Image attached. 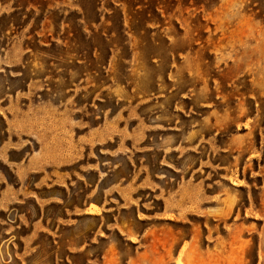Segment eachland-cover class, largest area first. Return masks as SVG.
Masks as SVG:
<instances>
[{
    "label": "rangeland",
    "instance_id": "rangeland-1",
    "mask_svg": "<svg viewBox=\"0 0 264 264\" xmlns=\"http://www.w3.org/2000/svg\"><path fill=\"white\" fill-rule=\"evenodd\" d=\"M5 94L0 264H264V0H0Z\"/></svg>",
    "mask_w": 264,
    "mask_h": 264
},
{
    "label": "crops",
    "instance_id": "crops-1",
    "mask_svg": "<svg viewBox=\"0 0 264 264\" xmlns=\"http://www.w3.org/2000/svg\"><path fill=\"white\" fill-rule=\"evenodd\" d=\"M8 95H9V94H8ZM5 96H6V94L4 95V98H5ZM4 98H2V99L0 100V103H4V104H5L4 109H9V108L11 107V100H10L9 103H5V102H3V99H4ZM33 158H34V156H31V158L28 159V161H27V166H26L25 168L22 167V165L24 164L23 161L18 162V163H15V170H14V171H16L19 175H23V174L26 173V171H29V170H30V171H34V172L39 171L38 169H35V168L30 167ZM51 175H54V173H51ZM50 187H53V185H50ZM21 193L23 194V192H20L19 194H21ZM24 197H25V198H35V199H36V195H24ZM37 199H38V198H37ZM40 204H41V203H40ZM93 206H96V205H89V206L85 209V212H86V213H97L98 211L94 210V209H93ZM103 211H104V212H108L109 210H106V209L104 210V209H103ZM41 220H42V218H41L40 220L36 221L35 223H33V227H36V228H37V227L39 226ZM40 230H42V229H40ZM56 230H58V227L56 228ZM44 233H47V232H45V230H44ZM55 237H59V236H55ZM56 242H58V241H56Z\"/></svg>",
    "mask_w": 264,
    "mask_h": 264
},
{
    "label": "flooded vegetation",
    "instance_id": "flooded-vegetation-1",
    "mask_svg": "<svg viewBox=\"0 0 264 264\" xmlns=\"http://www.w3.org/2000/svg\"><path fill=\"white\" fill-rule=\"evenodd\" d=\"M10 97H11V95L6 94L5 98L3 99V102L9 103L10 102ZM9 216H10V214L6 215L5 218L8 219ZM0 220H2V219H0ZM12 223H14V222H12ZM20 228H21V226H13V225H11L10 223H7V222L0 223V230L2 231L0 233V238H4V237L6 238L3 241L2 245L7 243L8 245L12 244L13 246H15L14 241L16 239V236H14V235L10 236V234L12 233V231H14L16 229H20Z\"/></svg>",
    "mask_w": 264,
    "mask_h": 264
},
{
    "label": "bare ground",
    "instance_id": "bare-ground-1",
    "mask_svg": "<svg viewBox=\"0 0 264 264\" xmlns=\"http://www.w3.org/2000/svg\"><path fill=\"white\" fill-rule=\"evenodd\" d=\"M93 209H94V210H96V207H95V206H93ZM96 211H97V210H96Z\"/></svg>",
    "mask_w": 264,
    "mask_h": 264
}]
</instances>
